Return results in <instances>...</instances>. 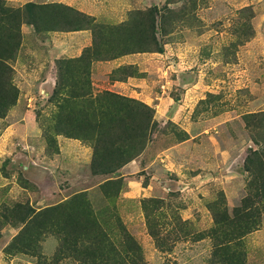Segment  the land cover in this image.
<instances>
[{
  "label": "rangeland",
  "instance_id": "1",
  "mask_svg": "<svg viewBox=\"0 0 264 264\" xmlns=\"http://www.w3.org/2000/svg\"><path fill=\"white\" fill-rule=\"evenodd\" d=\"M1 7L18 12H0V38L10 24L19 44L0 71V264H225L226 245L232 264H264V0ZM106 41L128 51L72 61ZM105 91L134 100L125 117L152 115L110 173L92 166L113 148L85 116Z\"/></svg>",
  "mask_w": 264,
  "mask_h": 264
},
{
  "label": "trees",
  "instance_id": "2",
  "mask_svg": "<svg viewBox=\"0 0 264 264\" xmlns=\"http://www.w3.org/2000/svg\"><path fill=\"white\" fill-rule=\"evenodd\" d=\"M2 3L3 0H0V12H3L6 14L7 12L13 11L11 8H2ZM27 8L28 15H30L32 18L28 19L30 23H32L37 29H39L38 22L36 21V16L35 14L39 12V10L35 7H39L40 10H42L41 6H37L35 3L28 2L25 4ZM55 8V14H56V6ZM58 8V7H57ZM64 11L70 14H73L74 20L75 21H80L82 19H85L86 17L80 13L72 10L69 7H64ZM59 10V9H58ZM15 12H18L15 10ZM16 27V26H15ZM80 25H75L73 26L74 29L80 28ZM2 28L4 29V37L5 38H0V71L4 73V71L11 70L10 65L7 63V60L12 58V51H15L18 48V40H15L14 38H8L9 37V31H11L12 25L7 24L3 25ZM155 28L154 26V20L152 19L151 25L149 29L153 31ZM47 29H53V26H49ZM151 40V43L155 45V50L160 51L161 46L157 42L155 38H149ZM95 43H97L95 45ZM150 41H142V44H137L134 49H142L140 48L141 45L143 44H148ZM100 44V45H99ZM115 49H118L117 46H114L111 44L110 41L106 42H94L93 48H86L82 54L77 57V58H72V61H77L78 63H81L78 65L80 68H88L90 65V61H87V64L84 62V54L88 56L87 58L93 57V59H106L105 58V53L107 55H110L108 58L118 56L120 54L126 53L128 49H122L119 52H115ZM102 53H104L102 55ZM93 54V55H92ZM88 70V69H87ZM105 97L107 100V104L104 105L102 110H99V107L93 106L91 103L90 105L87 106L88 113L85 114L86 118L88 120H93V127L98 126L91 137H97V136H102L108 138L107 145L110 146L113 149L105 147L106 151H101L100 148H97L95 146L94 148V159L92 161V166L94 170L102 171L104 173H110L113 171L115 167H118L124 162L126 163L134 155L138 153V150L143 147L147 135V125H148V118H150L151 113L147 112V116L143 119H140L138 122L134 120V118H129V116L125 117L126 112V104H128L127 101L132 99L123 97L121 95H118L116 93L110 92V91H105ZM110 98V99H109ZM112 100V102H111ZM97 116H100L101 119L104 118L103 123L99 126L97 124ZM136 119V118H135ZM137 120V119H136ZM130 125V126H129ZM117 131V130H119ZM114 139V140H113ZM139 145V147L136 149L133 148V152H128L127 147H125V144H135ZM132 149V148H130ZM129 154V155H128ZM261 154L256 153V158H260ZM260 162V161H259ZM233 219V218H232ZM232 233H225V238L227 239V243L231 241ZM93 239H96V236H93ZM231 249L228 245L226 246H218L214 249L213 253L214 255L217 254V252L221 253V258L220 260L223 261L222 263L225 264H232V259L233 255L235 254L234 252H230ZM85 251H89L92 257L95 255H101L103 254V251L101 249H98L97 247L89 248L86 249Z\"/></svg>",
  "mask_w": 264,
  "mask_h": 264
}]
</instances>
